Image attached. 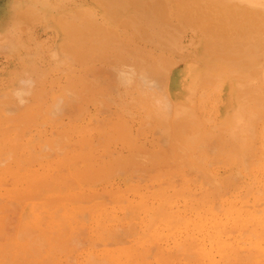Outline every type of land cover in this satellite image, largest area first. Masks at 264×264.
<instances>
[{"label":"rangeland","instance_id":"1","mask_svg":"<svg viewBox=\"0 0 264 264\" xmlns=\"http://www.w3.org/2000/svg\"><path fill=\"white\" fill-rule=\"evenodd\" d=\"M159 24L161 79L73 61L124 32L147 54ZM0 150V264H264V0H0Z\"/></svg>","mask_w":264,"mask_h":264},{"label":"bare ground","instance_id":"2","mask_svg":"<svg viewBox=\"0 0 264 264\" xmlns=\"http://www.w3.org/2000/svg\"><path fill=\"white\" fill-rule=\"evenodd\" d=\"M101 2H103V1H101ZM97 4V3H96ZM103 4H105V2L103 3ZM103 4H101V5H103ZM129 4V3H128ZM98 5V4H97ZM162 5V4H161ZM136 7V6H135ZM101 8V7H100ZM230 8V7H229ZM102 9H104V8H102ZM107 9V8H106ZM134 9V8H133ZM154 9V8H153ZM226 9V8H225ZM105 10V9H104ZM135 10H137V8L135 9ZM159 10V9H158ZM236 10V9H235ZM106 11V10H105ZM139 11L141 12V10L139 9ZM212 11V10H211ZM225 12L224 13H226L227 12V10H224ZM229 11V10H228ZM231 11V10H230ZM245 11V10H244ZM107 12L108 13H111V9H110V12H109V9L107 10ZM116 12V11H115ZM115 12H112V14H110L111 15V23H115V21H117V16L118 15H120V14H118L117 12L115 13ZM163 12V11H162ZM219 12H221V11H219ZM233 12V11H232ZM142 13V12H141ZM222 13V12H221ZM229 14V13H228ZM233 14H234V12H233ZM247 14V13H246ZM128 15V14H127ZM127 15H125V16H127ZM106 16V15H105ZM104 16V17H105ZM128 16H130V14L128 15ZM193 16V15H192ZM219 16V15H218ZM221 16H222V14H221ZM226 16H228L227 15V13H226ZM225 16V17H226ZM120 17V16H119ZM121 17H124V16H121ZM132 17V16H131ZM157 17V16H156ZM182 17V16H181ZM185 18H186V16H184ZM187 17H189L188 15H187ZM229 17H230V15H229ZM234 17V16H233ZM258 17H260V16H258ZM263 17V16H262ZM108 18V17H107ZM136 18H139V20L141 21V22H143L148 28H150V27H154V26H156L157 24L154 22V20H156L154 17H152L151 15H140L139 16V14H135V16H133L131 19H130V17H126V21H127V23L128 24H131V23H133V21H136ZM180 18V17H179ZM184 18V19H185ZM192 18V17H191ZM219 18V17H218ZM228 18V17H227ZM161 19H163V18H161ZM187 19V18H186ZM185 19V20H186ZM189 19H190V17H189ZM195 19H197V18H195ZM205 19V18H204ZM223 19V18H222ZM228 19H230V18H228ZM133 20V21H132ZM164 21H166L165 19H163ZM168 20V19H167ZM198 20V19H197ZM202 20V19H201ZM224 20V19H223ZM230 20H232V18L230 19ZM184 21V20H183ZM229 21V20H228ZM122 22V21H121ZM124 22V21H123ZM163 22V21H162ZM219 22H221V21H219ZM224 22V21H223ZM222 22V23H223ZM126 23V22H125ZM135 23V22H134ZM133 23V25H135ZM210 23H211V21H210ZM228 23V22H227ZM230 23V22H229ZM228 23V24H229ZM82 24H85L84 22L82 23ZM124 24V23H123ZM167 23H164V26L166 25ZM225 24V23H224ZM224 24H221V26L220 27H222L223 28V26L222 25H224ZM132 24H131V27L133 26ZM140 25H142L141 23H140ZM140 25H138L137 27H139ZM99 26V25H98ZM136 26V25H135ZM159 27H161L160 29H158V33H156V35L155 36H153V35H151V39H148L149 40V43H150V45H152L151 47H152V49H151V51L152 50H155V49H158L159 51H160V53H157V54H155V56L156 57H151L149 54H151V55H153L152 54V52L150 51V52H148L147 54H143L142 52H141V49H140V44H138L137 43V41H135L134 42V40H135V38L137 37H135V35L134 36H130V35H128L126 32H124L125 34H123L124 36H126V37H129V38H126V37H123V38H121V42H123L122 44H121V42L118 44V43H114V44H112L113 42H110V41H108V42H105V44L104 45H100V46H98L97 45V43H98V40L96 41V40H91V44L90 45H88V46H86L83 50H75V55H74V58H75V60H73V61H75L76 63H77V65L78 66H80L81 64V60L83 61L84 59L85 60H88L90 57H94V55H92V54H90V53H81L82 51H87V50H89V49H92V48H94V49H98V50H103L104 52H107V51H111V53H108V55H105L104 53H102L101 55V57H95V59H98L97 61H99V60H101V61H103V62H107V61H110V62H117V61H119V60H121V59H123L122 61H125V60H128L129 61V63H131L132 65H133V67L134 66H140V67H142V69H144V72H146L147 74H149V76H153V77H159L160 79H161V77H163V75H165L164 73H163V71H164V69H166L168 66L166 65L167 64V61L165 62V63H162V61H164V60H161L160 58H162V54H163V50H164V48L165 47H169V45L172 43V41H170L169 39H168V37L169 36H171L170 34L172 33L171 31L172 30H168V29H166V28H164V26L163 25H158ZM194 26V25H193ZM130 27V26H129ZM215 27V26H214ZM88 30H96V27L95 26H93V24H88ZM207 29V28H206ZM212 29V28H211ZM146 30V29H145ZM110 31V30H109ZM147 31V30H146ZM223 31H224V29H223ZM132 32H134L133 30H132ZM144 32V31H143ZM219 32V31H218ZM227 32V31H226ZM141 33V37L139 38V36H138V39L140 40V41H143V39L145 40V38L143 37V34H142V32H140ZM216 33V32H215ZM220 33V32H219ZM122 35V36H123ZM137 35V34H136ZM220 35V34H219ZM225 35V34H224ZM146 36V35H145ZM153 36V37H152ZM134 37V38H133ZM159 37H162L163 39H161V38H159ZM147 38V37H146ZM170 38V37H169ZM134 39V40H133ZM110 40V39H109ZM124 40V41H123ZM225 42V41H224ZM167 50H166V52L168 51V48H166ZM145 52V51H144ZM252 53V52H251ZM144 55V56H143ZM138 56H139V58H138ZM141 56H143V57H147V61L146 60H144V58H142ZM150 57V58H149ZM127 58V59H126ZM164 58V57H163ZM94 59V58H93ZM161 61V62H160ZM126 62V61H125ZM93 66V65H92ZM110 66V65H109ZM92 68V67H91ZM99 68V67H98ZM101 69H103V68H101ZM88 70H90V69H88ZM106 70V69H105ZM129 71V70H128ZM165 71H167V69L165 70ZM91 72V71H90ZM89 72V73H90ZM98 72H100V70L98 71ZM142 72V71H141ZM93 73V72H92ZM106 73H108V72H106ZM145 73V74H146ZM156 73V74H155ZM103 74V73H102ZM155 76H154V75ZM112 76V75H111ZM147 76V75H146ZM90 77V76H89ZM87 78V77H86ZM105 78V77H104ZM109 78V77H108ZM159 79V80H160ZM115 83L113 82V80L111 79H109V81H108V87H110V86H113ZM102 86V85H101ZM94 87H96V86H94ZM103 88V87H102ZM132 88V87H131ZM118 89V88H117ZM126 89H127V87H126ZM125 89V90H126ZM119 90V89H118ZM124 90V89H123ZM71 91V90H70ZM95 91V90H94ZM127 91V90H126ZM118 92V91H117ZM131 92V91H130ZM136 92H137V89H136ZM129 93V92H128ZM132 93V92H131ZM138 93V92H137ZM145 93V92H144ZM75 94V93H74ZM124 94V93H123ZM127 94V93H126ZM76 95V94H75ZM94 95V94H93ZM126 96V95H125ZM99 97V96H98ZM80 98V97H79ZM85 99V98H84ZM114 99V98H113ZM98 100H100V99H98ZM123 100V99H122ZM120 101V100H119ZM78 102V101H77ZM98 103V102H97ZM105 103V102H104ZM109 104V103H108ZM117 104V103H116ZM122 104V103H121ZM76 108V107H75ZM154 113V112H153ZM161 114H163V113H161ZM165 114V113H164ZM163 114V115H164ZM162 116V115H161ZM165 116V115H164ZM165 118H167V117H165ZM57 135H59L58 133H57ZM63 136V135H62ZM60 138V137H59ZM61 139V138H60ZM59 139V140H60ZM61 141V140H60ZM72 144V143H71ZM69 149V148H68ZM17 150H20L19 148H17ZM21 151V150H20ZM23 151V150H22ZM63 151V150H62ZM4 152V151H3ZM10 153V152H9ZM19 153V152H18ZM0 154H2V151L0 150ZM20 154V153H19ZM4 155V154H3ZM9 155H11V153L9 154ZM6 157V160L8 161V162H10L11 160H13V159H11L10 160V158L11 157H9V156H5ZM16 157V156H15ZM32 159V158H31ZM33 160H35V159H32V162H33ZM17 161H22V159L21 160H17ZM23 162V161H22ZM35 162V161H34ZM124 165V164H123ZM6 169H7V173H8V170H9V166H7L6 167ZM35 176V175H34ZM11 178H13L12 176H10ZM39 181H41V180H39ZM39 184V183H38ZM59 207L60 206H56L55 207V209H59ZM54 211V210H53ZM56 211V210H55ZM60 211V210H59ZM58 211V212H59ZM63 213V211H61V214ZM49 214H51V212L49 213ZM58 214V213H57ZM67 217V216H66ZM55 223V222H54ZM139 224H140V230L141 231H143V230H145V228H147L148 227V225H150V220L148 219V218H146V217H141L140 218V220H139ZM65 229H67V228H65ZM67 233V232H66ZM243 233H245V232H243ZM243 233H237L236 234V236H237V240L236 241H230L224 234H220V233H218V239L217 238H215V237H210V236H208V241L209 242H213L214 240H219V242H221L222 244H224V247L227 249V246L228 245H230L231 247H233V248H240V246H239V244L238 243H236L237 241H239V239H240V237H243L242 236V234ZM108 235H111L112 237H111V239L113 238V240L114 239H122V234H118L117 232H113V233H106V235L105 234H103V236L102 237H106V239H107V237H108ZM246 235V234H245ZM116 236V237H115ZM260 237V236H259ZM110 240V239H109ZM246 240H248L246 243H245V245L243 246L244 248H245V250H247L248 252H247V255L250 253V247H251V250H255V249H260L259 248V244L258 243H255V244H251L250 245V242H249V239H245V240H243L244 242L246 241ZM252 240V239H251ZM242 241V240H241ZM173 246H175L176 244H175V242H176V240L175 239H173ZM229 242V243H228ZM243 242V243H244ZM216 244H218V243H215V245ZM242 244V243H241ZM207 247L208 246H206V245H204L203 247H201L200 249H199V256H201L202 254H205L206 253V251H207ZM217 247H215L214 246V249H216ZM195 249H197V248H195ZM241 249V248H240ZM159 250H161V249H159ZM159 250H157V253L159 252ZM217 250L218 251H216L214 254H213V262L212 263H215V262H217V263H222V264H238V263H241V264H249V262H248V260L247 259H244V258H246V256H241V252L240 253H238V255L236 256V258H235V261H233L232 260V258H231V255L229 254V253H227L225 250H220L219 251V249L217 248ZM244 250V251H245ZM215 257H217V259H215ZM109 259L110 258H105V261H107V263L109 262ZM242 259H244V260H242ZM111 260V259H110ZM93 262V261H92ZM94 263V262H93ZM100 264H101V262H100Z\"/></svg>","mask_w":264,"mask_h":264},{"label":"crops","instance_id":"3","mask_svg":"<svg viewBox=\"0 0 264 264\" xmlns=\"http://www.w3.org/2000/svg\"><path fill=\"white\" fill-rule=\"evenodd\" d=\"M201 51V50H200ZM207 55H211L212 56V53H209V52H205ZM202 54H203V52H202ZM214 54V53H213ZM173 83L175 84L176 83V79L175 80H173ZM181 93V95H180V99L181 100H183V98H184V96L182 95V92H180ZM174 97H178V93H175V95H174ZM179 99V100H180ZM184 105H185V103H184ZM177 120H181L182 118H176ZM183 120V119H182Z\"/></svg>","mask_w":264,"mask_h":264}]
</instances>
